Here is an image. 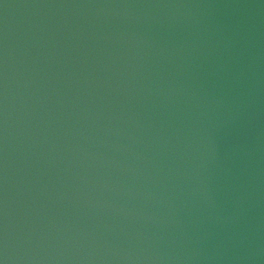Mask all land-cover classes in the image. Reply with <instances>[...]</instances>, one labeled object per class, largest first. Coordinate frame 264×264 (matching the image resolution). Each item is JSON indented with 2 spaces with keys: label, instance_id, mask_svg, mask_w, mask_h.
Returning <instances> with one entry per match:
<instances>
[{
  "label": "water",
  "instance_id": "1",
  "mask_svg": "<svg viewBox=\"0 0 264 264\" xmlns=\"http://www.w3.org/2000/svg\"><path fill=\"white\" fill-rule=\"evenodd\" d=\"M0 264H264V0H0Z\"/></svg>",
  "mask_w": 264,
  "mask_h": 264
}]
</instances>
